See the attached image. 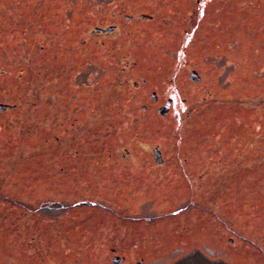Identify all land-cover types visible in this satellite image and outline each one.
I'll return each mask as SVG.
<instances>
[{"label": "rangeland", "instance_id": "1", "mask_svg": "<svg viewBox=\"0 0 264 264\" xmlns=\"http://www.w3.org/2000/svg\"><path fill=\"white\" fill-rule=\"evenodd\" d=\"M114 24L111 38L92 36ZM167 101L166 119H133L142 106L151 112ZM0 105L10 106L0 111V261L26 264L34 249L44 257L36 264L103 258L101 238L90 232L98 228L76 233L75 221L88 216L103 226L97 207L111 199L103 181L88 178L103 177V161L152 159L162 135L166 158L177 151L198 163L188 169L189 187L150 195L148 208L164 216L185 207L188 222L204 219L197 201L220 219L229 210L227 224L246 226L252 240L237 264H261L264 0H0ZM204 171V182L193 178Z\"/></svg>", "mask_w": 264, "mask_h": 264}, {"label": "flooded vegetation", "instance_id": "2", "mask_svg": "<svg viewBox=\"0 0 264 264\" xmlns=\"http://www.w3.org/2000/svg\"><path fill=\"white\" fill-rule=\"evenodd\" d=\"M189 3L191 4V2ZM157 18L158 14L148 18H141L140 16L142 22L156 21ZM125 19L131 20L129 16H126ZM138 25L144 26L142 24ZM196 25V22L185 24L184 32H188L191 27ZM94 30L92 36L99 40L103 38L104 41L115 35L118 31V25H109L99 29L94 28ZM106 46L107 44H104L103 48ZM158 101L157 97L155 101L150 103L155 105ZM141 110H143L142 113H133V119L139 120L142 116H150L156 124L168 117V113L160 116L157 108H154L155 112H148L147 107L142 106ZM149 120L146 122L148 129L153 127L148 123ZM134 137L150 138L149 136ZM159 139H162L163 143H155ZM154 140L152 149L157 147L160 150L162 160L156 161L152 155V159L143 161H103V177L88 178V185L93 184L90 181H103L99 183L103 184L101 190L111 198H103V206L97 207L103 209L98 212V214L103 215V226L100 228L95 224L91 225V219H89L91 216H88V220L82 218L81 220L84 223L81 220L75 221L77 230H79L76 233H82V229H89V231L95 228L99 229L90 232L92 238H101L99 243L103 244L104 255L103 258H91L90 264H172L193 250H199L213 261L220 260L228 264H237L236 255L242 248H245L242 243L252 247V240L246 226L227 224L228 220L234 222L232 216L230 218L229 210L223 212L222 216H225V219H220L221 214H219V211L204 206L202 200L201 202L196 200V212L201 213L200 215L204 219L194 220V216L191 215L188 222L186 215L181 214L185 212V207L171 210L164 216L156 213V209L148 208L150 201L153 200L149 198L150 195L155 194L156 197L160 198V196H168L181 190L180 184H183V191L185 190L184 187H189L191 185L189 175L193 174L188 172V169L198 163L193 160H181L180 153L177 151L173 155V160L168 159L169 157L166 158L164 155L165 138L162 135H155ZM210 165H214V163ZM201 174L192 177L199 180L207 177L205 171ZM200 184L196 183L191 188L194 192L193 195L200 192ZM193 202H190L191 206L194 205ZM212 202L214 203L213 200ZM77 203L92 207V203L88 200L78 201ZM137 204L142 205V207L136 211L133 207ZM180 206H182L181 203L177 207ZM130 210L135 214H130ZM112 218L118 219L119 227ZM195 222H199V224ZM85 226H88V228L86 229ZM181 247L185 249H182L177 256L167 258L171 255L170 249ZM34 250L25 261H31L32 258L33 260L26 264H36L37 261H43L42 254L37 249L36 252ZM259 250H255V252L260 255L261 264H264V249L259 248ZM228 255L231 256L230 260ZM239 256L242 257V253H239ZM19 257L21 258V256ZM0 264L10 263L0 261Z\"/></svg>", "mask_w": 264, "mask_h": 264}, {"label": "water", "instance_id": "3", "mask_svg": "<svg viewBox=\"0 0 264 264\" xmlns=\"http://www.w3.org/2000/svg\"><path fill=\"white\" fill-rule=\"evenodd\" d=\"M189 79L194 81V82H198L199 81V77H198V75H197V73L195 71H192L189 74ZM150 97H151V99L153 101L156 100L155 93H151ZM169 107H170V101H167L166 105L161 107L158 110V113L160 115H163V114L167 113V111L169 110ZM8 108H10V106H8V105H0V111H4V110H6ZM153 154L155 155V160H157V161L161 160V154H160V152L157 149L153 150ZM173 264H227V263H224L223 261H212V260H209L200 251L194 250L190 254L182 257L181 259L177 260Z\"/></svg>", "mask_w": 264, "mask_h": 264}]
</instances>
